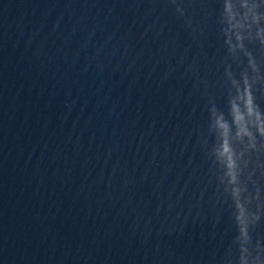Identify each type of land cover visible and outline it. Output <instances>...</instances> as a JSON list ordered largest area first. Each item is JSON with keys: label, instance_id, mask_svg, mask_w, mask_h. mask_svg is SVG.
<instances>
[{"label": "water", "instance_id": "obj_1", "mask_svg": "<svg viewBox=\"0 0 264 264\" xmlns=\"http://www.w3.org/2000/svg\"><path fill=\"white\" fill-rule=\"evenodd\" d=\"M0 264H264V0H0Z\"/></svg>", "mask_w": 264, "mask_h": 264}]
</instances>
